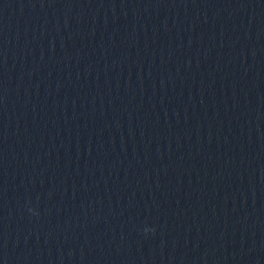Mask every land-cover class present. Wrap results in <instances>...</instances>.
Returning a JSON list of instances; mask_svg holds the SVG:
<instances>
[{
    "label": "water",
    "instance_id": "obj_1",
    "mask_svg": "<svg viewBox=\"0 0 264 264\" xmlns=\"http://www.w3.org/2000/svg\"><path fill=\"white\" fill-rule=\"evenodd\" d=\"M0 264H264V0H0Z\"/></svg>",
    "mask_w": 264,
    "mask_h": 264
},
{
    "label": "clouds",
    "instance_id": "obj_2",
    "mask_svg": "<svg viewBox=\"0 0 264 264\" xmlns=\"http://www.w3.org/2000/svg\"><path fill=\"white\" fill-rule=\"evenodd\" d=\"M29 210V212H32L33 211V209H31V208H29L28 209ZM149 229H145V231H148Z\"/></svg>",
    "mask_w": 264,
    "mask_h": 264
}]
</instances>
